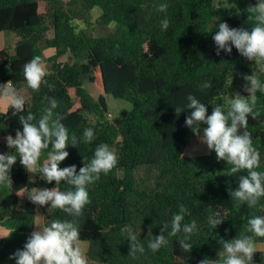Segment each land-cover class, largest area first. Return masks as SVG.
I'll use <instances>...</instances> for the list:
<instances>
[{
    "label": "trees",
    "instance_id": "obj_1",
    "mask_svg": "<svg viewBox=\"0 0 264 264\" xmlns=\"http://www.w3.org/2000/svg\"><path fill=\"white\" fill-rule=\"evenodd\" d=\"M162 3L168 6L163 13L157 11ZM256 3L258 0H0V34L17 37L13 47H0V84L12 81L18 91H24L22 115L31 112L39 118L47 106V101L42 103L44 96L59 102L55 111L66 117L63 123L69 137L74 134L80 139L76 147L69 143V157L60 167L75 164L79 171L100 143L108 144L118 156L117 166L88 187L92 202L78 218L89 264H199L205 257L222 264L221 239L252 235L245 232L247 220L264 215L260 207L264 198L255 209L235 207L229 193L238 187L239 176L247 173L229 176L231 166L217 160L214 150L184 156L196 136L185 126L191 110L185 108L177 116L175 108L186 104L187 94L192 93L210 115L214 105L227 106L235 96L227 98L226 87L233 79L255 71V63L234 46L230 54L221 50L217 55L213 36L224 22L251 31L254 20H249L247 8ZM95 8L101 15L91 21L88 16ZM165 18L170 22L167 30L161 28ZM92 26L105 33L92 35L87 30ZM48 49L54 53L46 57ZM67 53L71 62L61 63ZM37 55L47 64L51 75L46 79L54 87L42 85L34 92L24 79L23 66ZM259 77L264 82V74ZM86 81L101 91L97 99L85 88ZM206 83L211 87H203ZM107 95L131 104L112 121L106 118ZM256 110L260 116H249L248 131L260 152L257 170L264 171V94L259 92ZM11 112V108L0 110V153L15 151L4 138L15 137L16 130L22 129L21 114ZM203 127L206 125L201 131ZM87 128L96 136L90 144L81 139ZM9 175L12 186L0 185V224L7 221L11 228L8 237L0 238V264H16L9 257L23 249L35 230L37 205L26 198L22 206V193L56 186L41 174L31 180L19 159ZM59 187L66 190L69 186L61 182ZM181 204L189 210L184 223H197L198 231L187 241L193 246L191 252L180 247L183 232L169 237L168 245L156 252L148 249L149 230L152 236L159 235ZM49 207H43L45 223L70 218L60 210L49 213ZM216 215L224 221L212 229L208 217ZM125 225L145 247L135 259L129 255L130 241L120 231ZM254 240L264 244V237ZM252 263L264 264L261 251L255 252Z\"/></svg>",
    "mask_w": 264,
    "mask_h": 264
},
{
    "label": "clouds",
    "instance_id": "obj_2",
    "mask_svg": "<svg viewBox=\"0 0 264 264\" xmlns=\"http://www.w3.org/2000/svg\"><path fill=\"white\" fill-rule=\"evenodd\" d=\"M167 7V4L162 3L157 11L166 12ZM247 12L250 14L249 20H254L251 31L232 28L224 22L219 24L213 40L217 55L221 50L230 54L234 46L240 55L255 63L256 70L251 75L242 77L246 81L243 90L249 95L242 97L237 93L227 101V106L214 105L209 115L206 105L195 95L188 93L187 103L176 106L175 113L179 116L185 108L191 110L185 119V126L209 150H214L217 160H224L231 166L229 176L247 173L239 176L238 187L229 194L235 207L247 205L248 208L255 209L261 198H264V171L257 170L260 168V152L254 147L252 133L248 131V118L251 116L252 119H257L260 116L259 110H256L257 92L264 94V82L258 75L264 74V0H258L254 6H249ZM169 23L167 18L163 19L161 28L167 30ZM49 75L51 73L48 66L39 55L23 66L24 79L34 92H39L42 85L49 89L54 87L46 79ZM203 87L211 85L206 83ZM44 101H47V106L42 109L39 118L31 112L22 115L25 98L12 81L0 84V104L6 109L11 108L13 116L21 114L19 123L22 125V129L16 130L15 137L8 135L4 138L7 147L15 151L0 153V185L12 186L9 173L19 159L28 173H39L49 184L53 181L56 183L52 188H33L28 193L29 200L39 206L50 205L49 213L60 210L70 218H53L47 223L38 218L34 224L35 230L28 236L23 249H18L9 259H14L16 264H89L82 248L78 218L92 202L88 187L99 181L102 174H109L117 166L118 156L108 144L100 143L96 146L93 157L88 161L84 159V166L79 171L75 164L61 168V162L69 157L66 150L69 143L76 147L80 139L74 134L69 137L68 128L63 123L66 117L55 111L59 102L48 96L43 97L42 103ZM202 125L206 127H203L201 135ZM81 139L85 144L93 142L96 139L94 130L85 129ZM42 156L45 158L41 163ZM61 182L69 187L61 190ZM260 207L264 208V205ZM187 214L189 210L181 204L178 212L172 216L170 225H162L159 235L152 236L149 230L148 236L151 239L147 243L148 249L156 252L168 245L169 237H176L183 232L185 235L179 241L180 247L185 252H191L193 246L187 241L198 228L195 220L184 223ZM223 221L218 215L208 217V224L212 229ZM120 231L130 241V256L135 259L138 253L145 252L144 245L130 226L125 225ZM245 232L252 235H240L231 240L221 239L224 255L222 264H251L257 251L254 237H264V215L251 216L247 220ZM199 264H221V261L205 257Z\"/></svg>",
    "mask_w": 264,
    "mask_h": 264
},
{
    "label": "rangeland",
    "instance_id": "obj_3",
    "mask_svg": "<svg viewBox=\"0 0 264 264\" xmlns=\"http://www.w3.org/2000/svg\"><path fill=\"white\" fill-rule=\"evenodd\" d=\"M100 15H101V10L99 8H95L94 11L91 12V15L88 16V19H90L91 21H95V19L97 17H99ZM79 25H81L80 26L81 28L84 27L82 24H79ZM87 30L94 36H99V35H102L105 33V30H103L97 26L96 27L95 26L89 27V28H87ZM1 35H0V37H1ZM12 38H13V35H6V36L3 35V37L0 38V47L1 48L13 47V44H15V40H13ZM51 52L54 53V50L48 49L45 51V55L49 56ZM59 61L61 63L71 62V55L69 53H67L66 55L62 56ZM259 74L260 73H258V75ZM242 77L243 76H241L237 79H233L227 85L226 89H227V93H228V95H227L228 99L230 98L231 95H234V93L235 94L239 93L240 96H242V97H246L249 95V93H247L243 90L246 81ZM3 83L4 82H1V84H3ZM84 86L94 99L98 98V95L101 93V91L98 89V87L95 84L90 83L89 81H86ZM19 92L23 97H25L24 91H19ZM73 93L74 92H72V95H74ZM107 102H108V106H109V112L106 115V118L109 121L114 120V118L119 115V113L121 112L122 109H129L131 106L130 103H128L124 100H121V99H117V98L113 97L112 95H107ZM76 107H77V105H76ZM0 110L6 111L7 109L4 108L2 104H0ZM90 118H91L92 122L96 121L95 117L90 116ZM201 135H202V131H201ZM0 140H2L1 137H0ZM210 151L211 150H209L207 148L206 144L201 143L199 138L196 136L190 140L184 156L187 157V156L204 155V154L210 153ZM38 175H39V173L31 174L30 175L31 180H34L36 177H38ZM28 193H30V192H23L21 195L22 206H24V202H25L26 198H28ZM43 207L44 206L37 205V208H38L37 219L39 218L43 223H45V212L43 210ZM10 231H11V228H10L9 222L5 221V222L0 224V236H8L10 234ZM256 246H257V251H261L264 255V244H256ZM82 248H83L84 252L86 253L87 248H88L87 243L82 242ZM251 264H253V263L251 262Z\"/></svg>",
    "mask_w": 264,
    "mask_h": 264
},
{
    "label": "crops",
    "instance_id": "obj_4",
    "mask_svg": "<svg viewBox=\"0 0 264 264\" xmlns=\"http://www.w3.org/2000/svg\"><path fill=\"white\" fill-rule=\"evenodd\" d=\"M0 35H1V34H0ZM3 35H5V36H6V35H13V38H12V39L15 40V43H16V41H17V37H16L14 34H12V33H2L1 37H3ZM1 37H0V38H1ZM14 45H15V44H13V46H14ZM3 48H6V47H3ZM52 54H53V52H51L49 56H51ZM45 56H46V55H45ZM46 57H48V56H46Z\"/></svg>",
    "mask_w": 264,
    "mask_h": 264
},
{
    "label": "water",
    "instance_id": "obj_5",
    "mask_svg": "<svg viewBox=\"0 0 264 264\" xmlns=\"http://www.w3.org/2000/svg\"><path fill=\"white\" fill-rule=\"evenodd\" d=\"M234 95H235V93H234Z\"/></svg>",
    "mask_w": 264,
    "mask_h": 264
}]
</instances>
